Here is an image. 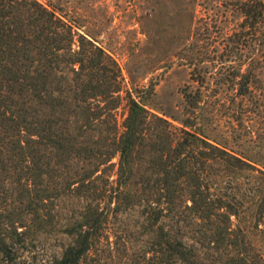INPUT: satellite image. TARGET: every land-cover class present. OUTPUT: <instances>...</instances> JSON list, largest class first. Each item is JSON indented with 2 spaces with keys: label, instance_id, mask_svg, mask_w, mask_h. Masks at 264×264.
<instances>
[{
  "label": "trees",
  "instance_id": "1",
  "mask_svg": "<svg viewBox=\"0 0 264 264\" xmlns=\"http://www.w3.org/2000/svg\"><path fill=\"white\" fill-rule=\"evenodd\" d=\"M236 4L243 31L259 29L263 44L264 0ZM64 18L40 0H0V264H14L29 235L56 229L65 196L87 204L68 217L56 264L92 258L111 217L136 208L148 264H264L252 243L264 242V164L207 132L200 89L183 91L184 118L128 91L119 132L121 68ZM256 62L216 79L245 97Z\"/></svg>",
  "mask_w": 264,
  "mask_h": 264
},
{
  "label": "rangeland",
  "instance_id": "2",
  "mask_svg": "<svg viewBox=\"0 0 264 264\" xmlns=\"http://www.w3.org/2000/svg\"><path fill=\"white\" fill-rule=\"evenodd\" d=\"M40 1L118 62L122 90L114 112L119 132L129 112L128 91L135 96L137 88L153 111L184 118L183 91L200 89L207 132L235 153L264 164V42L260 45L259 29L243 31L237 0ZM77 44L76 35L73 47ZM252 58L258 59L257 78L245 97L237 95L238 87L231 81L218 83L221 68L223 76L230 75L239 62L248 64ZM112 162L115 180L118 157ZM56 203L59 225L51 233L29 235L14 264H56L71 242L62 232L64 225L87 201L65 196ZM138 213L136 208L111 217L106 237L83 264H148ZM252 243L254 253L264 246L253 236Z\"/></svg>",
  "mask_w": 264,
  "mask_h": 264
}]
</instances>
